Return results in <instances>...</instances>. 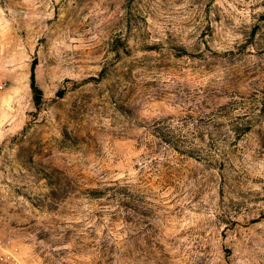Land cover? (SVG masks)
<instances>
[{
    "label": "rangeland",
    "instance_id": "374dc122",
    "mask_svg": "<svg viewBox=\"0 0 264 264\" xmlns=\"http://www.w3.org/2000/svg\"><path fill=\"white\" fill-rule=\"evenodd\" d=\"M0 79L24 264H264V0H0Z\"/></svg>",
    "mask_w": 264,
    "mask_h": 264
},
{
    "label": "built area",
    "instance_id": "2783aa9c",
    "mask_svg": "<svg viewBox=\"0 0 264 264\" xmlns=\"http://www.w3.org/2000/svg\"><path fill=\"white\" fill-rule=\"evenodd\" d=\"M5 86L6 82L0 79V89ZM0 264H24L17 245L7 243L0 246Z\"/></svg>",
    "mask_w": 264,
    "mask_h": 264
},
{
    "label": "trees",
    "instance_id": "16d2710c",
    "mask_svg": "<svg viewBox=\"0 0 264 264\" xmlns=\"http://www.w3.org/2000/svg\"><path fill=\"white\" fill-rule=\"evenodd\" d=\"M30 87L31 91L33 94V100L36 105L40 104L42 100V90L39 88V86L36 83V78H35V66L34 64L31 65L30 68ZM94 192H98V190H93Z\"/></svg>",
    "mask_w": 264,
    "mask_h": 264
}]
</instances>
